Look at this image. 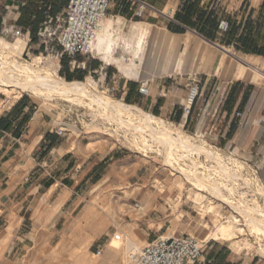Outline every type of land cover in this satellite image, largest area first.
Masks as SVG:
<instances>
[{"label":"crops","instance_id":"1","mask_svg":"<svg viewBox=\"0 0 264 264\" xmlns=\"http://www.w3.org/2000/svg\"><path fill=\"white\" fill-rule=\"evenodd\" d=\"M67 1L0 0V28L28 36L26 51L36 42L33 38L38 31L64 12ZM117 1L114 8L116 1L113 0L104 21V25H112L113 37L120 35L119 28L109 17H120V28L133 22V30L135 23L153 25L134 22L135 18L161 12L150 3L154 9L137 17L132 0ZM181 4L173 9L165 26L163 36L167 42L162 40L167 49L168 66L177 72L156 76L148 83L149 95L139 93L140 84L149 75L136 72L133 76L132 69L130 74L123 72L131 78L121 72L123 77L116 80L117 75L111 68L114 66L104 64V61L107 65L113 62L108 63L104 53L97 52L102 60H97V56H66L82 65L76 71L69 69L81 81L92 79L94 82L93 74H102L100 82L106 81L113 91L120 90L126 103L178 125L193 136L206 138L213 147L256 168L264 183V56L239 52L247 64L229 58L225 50L234 47L208 39L175 21ZM171 22L185 30L173 31ZM142 30L147 31L143 28L139 33ZM137 41L138 37L135 48ZM114 42L113 39L111 53L115 56ZM193 81L199 83L200 90L191 114L186 115L183 107ZM157 166L153 159L122 153L99 140L79 141L57 121L52 109L24 95L12 101L6 95L0 98L1 203L12 202L20 194L22 204L25 201L41 207L53 204L55 211H59L68 204L81 203L89 193L102 190L100 196L110 193L121 198L129 218L126 217L127 224L118 226L137 245L148 244L159 236L187 235L191 222L184 224L169 212L178 186L174 181L160 178ZM133 202L138 204L136 208ZM237 246L215 239L206 245L202 257L190 264H263L262 258L249 255Z\"/></svg>","mask_w":264,"mask_h":264},{"label":"rangeland","instance_id":"2","mask_svg":"<svg viewBox=\"0 0 264 264\" xmlns=\"http://www.w3.org/2000/svg\"><path fill=\"white\" fill-rule=\"evenodd\" d=\"M115 1L116 5H114V8L117 7L118 2L117 0ZM182 1L147 0V2L154 4L160 9L161 12L153 13L151 16L135 18L134 22L143 21L153 23V25L135 23L134 31L132 30L133 22H128L127 26L121 25L120 28V17H109L116 21V28H119L118 32L120 35L113 37L115 41L113 49L118 61H114L113 65H107L106 61H104V64L107 67L114 66L111 68H114L113 70L117 75L116 80L123 77L124 69L122 66L124 65L133 67V76L137 75L136 72L149 75L147 77L149 84L156 79V76H164L166 72L170 71L177 72L175 69L171 70L168 66L167 49L166 45H163L162 40L167 42L166 36H163L165 26L168 18L172 16L173 9H176ZM196 1L202 8L212 11L213 16L218 21L229 20L231 24H236L239 27V34L242 32L243 25L248 18L256 20L261 17L262 20H260L263 24L259 31L264 34V13L261 11L264 0ZM171 19L173 20V17ZM143 28L147 29L146 40L143 51H138L141 52L138 54L137 50L135 51V43L139 31ZM48 30L53 34L52 36H48L49 31L45 27L40 29L36 42L32 43L26 51L24 50L25 52L19 58L32 61L35 56H41V67L43 69L65 78L60 71L63 67L62 60L64 58L67 59V66L71 70L76 71L82 65H80L79 61L74 62L73 59L61 54L57 44V36L60 29L56 20ZM18 38L28 39V36H22L21 33L0 28L1 48L7 42H13ZM125 41L132 43L134 47L128 46ZM225 53L233 60L239 56L243 57L242 53L235 51L233 48H226ZM95 56H97V60L102 58L96 50ZM250 59L254 58L251 57ZM115 66H118L121 71L117 68L115 69ZM93 75L95 81L93 82L92 79L88 80L91 81L92 88L95 91L125 102L120 90L113 91L108 87L106 81L100 82L102 74L96 73ZM124 75L131 78L126 74ZM4 94L11 101L24 95L40 106L52 109L56 114L57 121L62 122V126L68 128L70 133L75 138H78L79 141L99 140L105 146L114 147L122 153L153 159V164H157L159 172H161L158 173L157 171L158 176L165 180L174 181L176 186H178V190H175L178 196L175 194L174 198L171 199L172 208H170L169 212L174 217L181 218L184 224L188 223V220L191 222L190 231L187 234L209 243L215 240L207 237L213 231L215 224L225 222L231 215H236L241 219L239 224L245 231L242 233L237 231L238 233L231 239L223 238L217 240L227 244L238 245V248L249 252V255L254 254L262 258V263L264 264V234L253 232L251 228L245 225V219L235 212L230 204L223 201L220 197L213 196L204 189L198 190L184 176L181 167H187L188 164H192L191 160L188 159L189 157L183 159L179 157L180 160L177 158L174 166L167 165L161 153L147 149L142 137L135 138L130 131H125L117 123L105 118L102 115L104 110L97 106L96 110H94L87 105L74 103L62 97L36 96L31 92H24L15 87L0 85V98L4 97ZM97 109L100 111L99 113ZM170 125L191 135L193 141L196 140L198 143L207 144L208 147L215 152L221 153L225 158L234 157L213 147L206 138L193 136L190 132L182 130L178 125ZM200 161L206 163L205 156H201ZM236 162L241 165L240 170L243 171V174L250 178L253 183L249 190L248 188L244 189L249 191L250 198H257L264 207V197L258 191V185L264 187L260 174L256 172V168L241 159ZM201 170L203 169L201 168ZM155 172L154 174H156ZM2 191L3 188L0 186V193ZM101 192L102 190H97L94 193H89L84 196L85 198H82L81 203L73 206L68 204L59 211H55L53 204H46L42 207L35 206L28 201L22 204V196L20 194L12 199V202L1 203L2 198L0 195V264H125L128 261V254L124 251L110 248L109 241L116 233H120L125 237L126 233L119 226L127 224V208L118 196H113L110 193L100 196ZM133 203L134 207L138 205L136 202ZM176 221L178 220L176 219ZM174 224L176 225V222ZM144 244L146 245V242ZM145 245L138 246L142 247ZM99 249L103 251L100 255H97Z\"/></svg>","mask_w":264,"mask_h":264},{"label":"bare ground","instance_id":"3","mask_svg":"<svg viewBox=\"0 0 264 264\" xmlns=\"http://www.w3.org/2000/svg\"><path fill=\"white\" fill-rule=\"evenodd\" d=\"M104 21L102 28L97 32L93 51L94 54L95 50L98 53L106 54L107 62L112 63L118 61L111 53L113 46L112 25L109 23L104 25ZM145 35L143 30L138 35L136 48L138 54L141 53L138 51H143ZM27 41V38H18L13 42H7L2 48L0 47L1 86L15 87L36 96L62 97L74 103L87 105L94 110L97 107L101 108L104 110L102 115L105 118L117 123L125 131H130L135 138L142 137L147 149L161 153L169 166H174V162L179 157L181 159L189 157L192 164L181 167L184 176L198 190L204 189L230 204L235 212L245 219V225L253 232L264 234V207L257 198L249 197L248 190L253 183L240 170L241 165L236 162L237 158H225L221 153L208 147L207 144L193 141L191 135L170 125L173 123L155 116L139 106L113 99L95 91L90 80L69 81L58 74L46 71L41 67V56H35L32 61L21 60L19 57L23 54ZM237 60L247 64L240 56L237 57ZM122 67L126 74L132 72V66L124 65ZM201 156H205L206 163L200 161ZM244 188H248V190ZM258 191L264 197V187L258 185ZM239 222L241 219L238 216L231 215L225 222L216 223L213 231L207 237L231 239L238 233L237 231L241 233L245 231L243 227H240ZM124 236L116 233L109 241V247L127 254L130 250L139 247L128 235ZM125 264H128V261Z\"/></svg>","mask_w":264,"mask_h":264},{"label":"built area","instance_id":"4","mask_svg":"<svg viewBox=\"0 0 264 264\" xmlns=\"http://www.w3.org/2000/svg\"><path fill=\"white\" fill-rule=\"evenodd\" d=\"M136 4L135 15L142 17L154 7L147 0H132ZM113 0H68L64 12L55 20L59 23L57 44L63 56L94 57L93 44L103 21L108 17ZM53 20L44 26L47 31ZM221 31L228 29V22L222 20ZM53 34L49 31V37ZM46 38V36H44ZM200 85L193 81L183 112L190 115L198 97ZM148 81H143L139 93L149 95ZM241 113H238L240 115ZM208 243V242H207ZM193 235L159 236L145 246L130 250L128 264H190L197 262L203 255L206 244ZM103 250L99 249L97 255Z\"/></svg>","mask_w":264,"mask_h":264},{"label":"trees","instance_id":"5","mask_svg":"<svg viewBox=\"0 0 264 264\" xmlns=\"http://www.w3.org/2000/svg\"><path fill=\"white\" fill-rule=\"evenodd\" d=\"M261 11L264 13V3ZM260 19L262 20L261 17L256 20L248 18L239 34V27L236 24H231L229 20H227L228 29L221 31L219 28L220 21L213 16V12L199 6L196 0H183L175 14L176 22L195 29L208 39L218 40L222 44L232 46L238 52L264 56V34L259 31L263 23ZM170 27L173 31L183 32L185 30L174 22H171ZM33 40L36 41L37 37L34 36ZM62 64L64 69L61 70V75L65 79L69 81L81 80L75 72L70 71L67 66V59L64 58Z\"/></svg>","mask_w":264,"mask_h":264}]
</instances>
